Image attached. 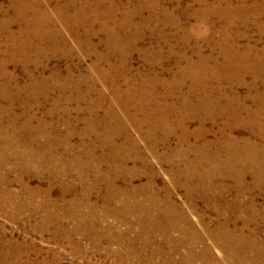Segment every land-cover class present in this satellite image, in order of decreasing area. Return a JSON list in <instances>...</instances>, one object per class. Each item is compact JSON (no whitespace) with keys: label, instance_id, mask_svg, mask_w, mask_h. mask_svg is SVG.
Wrapping results in <instances>:
<instances>
[{"label":"rangeland","instance_id":"1","mask_svg":"<svg viewBox=\"0 0 264 264\" xmlns=\"http://www.w3.org/2000/svg\"><path fill=\"white\" fill-rule=\"evenodd\" d=\"M199 1L0 0V264H168L187 254L190 247L179 242L180 233L171 231L164 237L141 228L137 215L131 214L133 204L124 207V202L132 200L122 201L113 191L135 190L136 196L131 197L141 203L155 194L158 206L169 199L182 208L200 234L201 227L193 219L211 226L214 209L222 208L214 207L208 198L239 205L238 210L224 212L232 221L242 216L240 207L249 202L264 210V190L253 187L251 172L245 171L241 192L236 172L228 173L237 166L225 160L227 129L218 130L232 118L205 120L202 131L194 120L187 125L191 135L184 143L179 142L181 131L174 123L160 125L150 147L144 141L148 126L136 124L141 114L131 108L133 118L123 110L124 82H110L127 67L129 90H154L157 103L168 99L178 108L192 84L177 72L185 57L196 61L199 51L218 60L221 49L215 45L225 38L247 57L264 59V31L258 27L264 25V16L230 22L226 32L219 34L222 20L216 17L209 24L193 17L203 6ZM260 3L250 0L246 5ZM115 32L121 34L120 40L136 38L135 47L114 43L116 48H109L107 42H114ZM206 80L225 91L223 95L214 89L213 97L220 107L230 109L232 94L244 97L253 76L242 73L235 81L238 86L230 84L232 80ZM176 86L182 95L166 96L167 89ZM246 98V107L253 108L251 97ZM118 123L129 140L116 135L114 150L107 149L114 131L109 127L116 130ZM234 125V138H245L256 150L264 149V142L255 140L248 128ZM164 128L171 131L165 141ZM204 141H211V146L205 148ZM196 149L203 156L223 153L218 160L204 162L196 160ZM124 151L128 160L115 165ZM141 156L145 166L140 164ZM190 171L194 176L187 174ZM150 174L154 184L147 188ZM208 185L213 188H205ZM199 192L205 193L206 200ZM257 233L261 237L264 229ZM204 247L216 264H222L220 251L211 247L205 235L192 250L199 254Z\"/></svg>","mask_w":264,"mask_h":264},{"label":"bare ground","instance_id":"2","mask_svg":"<svg viewBox=\"0 0 264 264\" xmlns=\"http://www.w3.org/2000/svg\"><path fill=\"white\" fill-rule=\"evenodd\" d=\"M239 1L240 3H238V5H234L232 3V0H216L211 4L207 0H200L198 4L202 3L203 6L196 9L192 15L193 17H198L209 24H213V18L216 17L222 20V23L224 22V24L221 28H218L219 34H224L226 32L227 24L230 22H242L244 19L253 15L264 16V0H260L261 3L258 5H252L249 7L246 5V2L250 0ZM115 27L123 29L122 27H119V25H116ZM258 27L260 32L264 31V25ZM120 35L121 34L117 32L113 33V36L111 38L114 42H111L110 40H108L107 42L109 48H116L115 44H117L118 47L121 45L122 47L133 46L138 41L136 38L131 41L120 40L121 38H117V36ZM133 47H135V45ZM215 47L221 49L220 57H217L218 60L213 56H204L199 51H197L195 54V57L197 58L196 61H193L190 57H185L184 59H182L183 61L180 60L184 63V65L181 66V70L178 69V75L180 77H183V79H190V81L194 85L190 84L187 90L188 93L183 95L179 91L180 86L167 89L166 96H173L178 93H180L179 96L185 95L184 97L186 98V100L182 101L179 104L178 108L173 107L172 104L168 102V99L164 100L163 103H157L155 100L156 95L154 90L150 92L149 90L142 87L137 90L139 91L140 95H136L137 91L134 92L133 90H129L126 82V80H129L127 78V67H123L122 71L120 70L118 74L113 75L110 82H115L116 80H121L124 82L125 94L124 99L121 100L123 110L127 116L133 118H135V116L129 114V109L133 108V111H135V113L137 112L138 114H141V118L137 120L136 124L139 127V122H142V126H148V128L146 127L148 131L144 136V141H146L148 145H150V147L155 143V135L158 132V127H161L160 125L163 126L167 123H174L175 128L181 131L179 133V142L184 143L188 142V137H190L191 135V133H189L188 131L187 125L194 120L198 123L197 130L202 131L201 129L205 130V120L216 117H223L228 119V121H231L232 118V123H224L222 125L224 129L218 130L223 132V130L227 129L228 131V142L226 147L229 148L226 150L227 153L225 155L228 158L223 159L228 160L226 162H229L231 160L232 162L236 163L237 166V170L234 169L235 171H232V168H229L228 173L231 176L236 172L235 175L236 177H238V190H240L239 192L245 189V185L243 182L245 171L251 172V175L253 176V187L263 191L264 149H259L256 147L258 149L256 150L253 146H251L254 144L250 143L245 138H234L232 136L231 129L234 124H238V127L239 125L245 126L250 130L255 140H261L264 142V59L258 60L247 57L245 54H243V52H239L238 49H236V46L235 49L232 48V43H230V41L225 38L223 42L219 40ZM242 50H244V48H242ZM125 57H127V55ZM122 65L123 63L120 64L119 67H122ZM198 70L200 72H198ZM203 72L210 73L205 75ZM242 73H247L248 75L253 76L252 83L250 84V86L248 87V91L246 92L247 94L244 97H240L238 94H232V108L230 107L229 109L228 107H220L218 100L213 97V93L217 90L218 93L224 95L225 91H222L218 86L214 87V85H211L210 83L208 84L206 79H208L209 77L211 79H225L228 83L229 80H232L230 84L238 86L239 84L235 83V81L237 80V78L241 77ZM157 76H154L153 79H159V77ZM114 94L116 95V98L119 99V94L117 92H115ZM246 97H251L250 100H252L255 105L253 108L246 107ZM192 98H196L195 103L192 102ZM148 111L151 112H149L147 119H143L142 116L147 114ZM150 113H152V117L149 116ZM132 120L129 121L131 122ZM115 124H117V122H115ZM117 127L118 128L116 130L112 127H109L114 131L110 133L111 135L107 139V149L114 150L113 148H111V146H113L114 144V138L116 135L122 136L124 138L128 137V135L124 133L121 123H118ZM162 133L164 136L163 141H165L170 136L171 131L164 128L162 130ZM192 136L194 137L195 135ZM128 140L129 139L127 138V141ZM210 142L211 141H204L205 148H209L211 146ZM130 148L133 153H138V149L131 142V140ZM117 151L120 152L119 149ZM194 151L195 158L197 157L196 160L200 159L204 162H209L210 160L214 159L218 160V158H220L221 154L223 153V151H217L215 152V154H207V156H203L200 150L196 149ZM126 153L127 152L124 151L121 157L116 159L115 165H121L124 161L128 160V156L124 155ZM138 159L140 160V164L145 166L144 158H142L141 156ZM222 170L224 169H221V171ZM238 170H240V172H238ZM187 174L194 176L191 171ZM220 174L227 176V172H222ZM177 176L175 174H170V177L172 178ZM96 177L99 179L102 178L100 175H96ZM148 179L149 185L147 186V188L154 184L153 176H151V174L149 175ZM189 179H191L190 176ZM198 180L199 179H197V183L201 185L202 182ZM205 188H213V185H208ZM185 189L188 190V186H186ZM117 193L122 196V201L123 198L132 200L131 203L124 202V207L128 208L130 204H133V206L130 205V209L132 210L131 214L137 215V219L135 220L138 226H140L141 228L146 227L152 232H155L156 230V232L162 234L164 237H167L171 231L180 233L181 239L179 242L187 244L190 249L185 256L179 259L178 262H170L168 264H193L195 261H199L201 264H216L215 258L209 257L208 255V247H204L199 254H195L192 250V247L194 245L203 243L204 235L211 242V247L215 246L220 251L222 264H264V233L263 235H261V237H259V234L257 233L260 228L264 229V210L261 209L258 211L255 208L253 202L247 203L245 207H240L241 209L243 208L242 216H235V219L232 221V219H228L226 213L224 212H233L235 210H238L239 205H237L236 203L228 202L222 203L223 199L221 198H208V201H210L214 207L221 206L222 208L214 209L213 213H215L216 218L212 222L211 226H207L204 221H200L198 218L193 219L198 224V226L200 225V231L201 234H203L201 235L200 233H198V230L194 228L188 216L183 213V211L181 210L182 208H178L174 203L171 202V200L164 199L162 205L158 206V196L156 197L155 194L146 196L145 202L141 203V201L138 202L137 200H133L131 197V195L133 194L134 196H136L135 190H121L119 192L113 191V194ZM198 194H201V197L206 200V197L204 196L205 193L199 192Z\"/></svg>","mask_w":264,"mask_h":264}]
</instances>
